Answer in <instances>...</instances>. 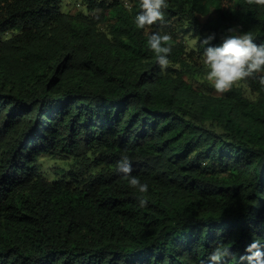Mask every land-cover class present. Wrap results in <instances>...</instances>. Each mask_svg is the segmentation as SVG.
<instances>
[{
    "label": "trees",
    "instance_id": "1",
    "mask_svg": "<svg viewBox=\"0 0 264 264\" xmlns=\"http://www.w3.org/2000/svg\"><path fill=\"white\" fill-rule=\"evenodd\" d=\"M78 1L0 0V264H210L218 244L248 264L264 250V87L216 93L203 53L229 34L264 44V6L166 0L165 23L139 29L140 0ZM45 157L66 163L53 179Z\"/></svg>",
    "mask_w": 264,
    "mask_h": 264
},
{
    "label": "clouds",
    "instance_id": "2",
    "mask_svg": "<svg viewBox=\"0 0 264 264\" xmlns=\"http://www.w3.org/2000/svg\"><path fill=\"white\" fill-rule=\"evenodd\" d=\"M251 5L264 6V0H246ZM141 11L135 17L136 27L151 28L155 24L165 23L164 10L169 7L166 0H140ZM229 33H235V29H229ZM214 37L209 36L203 41L209 44ZM171 36L152 32L148 37V46L155 53L156 61L162 71L170 65L169 55L172 48L169 45ZM250 32L243 34H229L223 38V42L217 47H206L203 53V63L209 69L207 80L212 82L214 90L218 94L230 91L234 84L247 79L258 78L261 87H264V44L257 45ZM116 169L128 181L130 187L137 189L141 194L138 197L140 208L146 207L148 200L144 196L148 191V184L141 183L137 176L132 175V164L128 157H123ZM227 244H218L208 255L210 264H222L226 258L236 260V254ZM248 255L240 256V261L246 260L248 264H264V250L259 240H254L247 248Z\"/></svg>",
    "mask_w": 264,
    "mask_h": 264
},
{
    "label": "rangeland",
    "instance_id": "3",
    "mask_svg": "<svg viewBox=\"0 0 264 264\" xmlns=\"http://www.w3.org/2000/svg\"><path fill=\"white\" fill-rule=\"evenodd\" d=\"M62 7L64 11H77L84 8L82 3L78 0H63ZM59 166H66V163L60 159H52L49 157L43 158L42 169L49 178L53 179L57 176L54 168Z\"/></svg>",
    "mask_w": 264,
    "mask_h": 264
}]
</instances>
